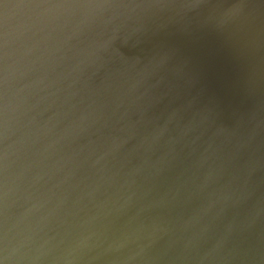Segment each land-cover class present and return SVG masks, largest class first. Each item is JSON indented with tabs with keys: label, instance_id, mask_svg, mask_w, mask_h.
Returning a JSON list of instances; mask_svg holds the SVG:
<instances>
[{
	"label": "water",
	"instance_id": "obj_1",
	"mask_svg": "<svg viewBox=\"0 0 264 264\" xmlns=\"http://www.w3.org/2000/svg\"><path fill=\"white\" fill-rule=\"evenodd\" d=\"M95 8L48 106L0 35V264H264V0Z\"/></svg>",
	"mask_w": 264,
	"mask_h": 264
},
{
	"label": "bare ground",
	"instance_id": "obj_2",
	"mask_svg": "<svg viewBox=\"0 0 264 264\" xmlns=\"http://www.w3.org/2000/svg\"><path fill=\"white\" fill-rule=\"evenodd\" d=\"M103 1L16 0L15 5L12 2L7 5L3 3V9L0 12V27H6L0 35H8L16 43L31 41L32 46L37 48L32 58L41 59L42 62L36 66L42 67L41 74L31 77L36 70L28 69L18 85L26 80L36 90L39 89L43 105L48 106L52 98L58 95V85L66 77L61 69L81 68L88 59L87 51H92L97 41L106 40V29L91 20L89 15L85 16L89 14L91 8H97ZM104 8L105 6L101 5V9L104 10ZM86 21L90 22V25L80 27ZM82 30L86 32H80ZM86 34L89 47L85 46L86 43L81 44L78 38ZM2 38L0 37V50L8 44ZM16 38H22L23 41H18ZM259 167L262 170V164L256 165L253 175L258 173V177L264 180V172H260ZM252 180L250 177L247 182Z\"/></svg>",
	"mask_w": 264,
	"mask_h": 264
}]
</instances>
